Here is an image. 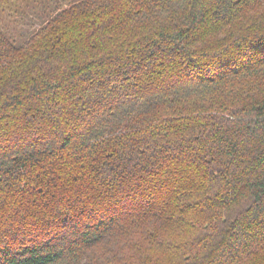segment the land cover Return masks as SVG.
Returning <instances> with one entry per match:
<instances>
[{
  "label": "trees",
  "instance_id": "trees-1",
  "mask_svg": "<svg viewBox=\"0 0 264 264\" xmlns=\"http://www.w3.org/2000/svg\"><path fill=\"white\" fill-rule=\"evenodd\" d=\"M12 6L0 264H264V0Z\"/></svg>",
  "mask_w": 264,
  "mask_h": 264
},
{
  "label": "rangeland",
  "instance_id": "rangeland-1",
  "mask_svg": "<svg viewBox=\"0 0 264 264\" xmlns=\"http://www.w3.org/2000/svg\"><path fill=\"white\" fill-rule=\"evenodd\" d=\"M16 8H18V6H12L10 8H7L4 12L0 14V17H1L0 19L2 22L7 24L6 25L8 28L7 31L9 33L19 32L25 26L24 22L28 20L26 16L16 14L15 13ZM20 12H24L25 14L28 15V11L26 10H20ZM32 16H33V20L37 19L34 14ZM34 27L37 28V26H34Z\"/></svg>",
  "mask_w": 264,
  "mask_h": 264
}]
</instances>
